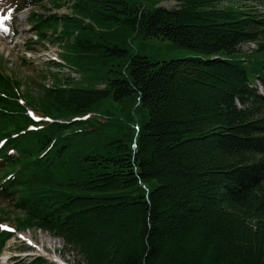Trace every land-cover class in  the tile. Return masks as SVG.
Listing matches in <instances>:
<instances>
[{
  "label": "trees",
  "instance_id": "1",
  "mask_svg": "<svg viewBox=\"0 0 264 264\" xmlns=\"http://www.w3.org/2000/svg\"><path fill=\"white\" fill-rule=\"evenodd\" d=\"M49 1L72 14L31 17L40 38L60 24L65 59L122 63L88 70L89 86L55 78L30 113L0 72V192L19 226L61 238L82 264H264V0ZM101 25L192 55L152 62L111 46ZM247 43L258 48L243 57Z\"/></svg>",
  "mask_w": 264,
  "mask_h": 264
},
{
  "label": "rangeland",
  "instance_id": "2",
  "mask_svg": "<svg viewBox=\"0 0 264 264\" xmlns=\"http://www.w3.org/2000/svg\"><path fill=\"white\" fill-rule=\"evenodd\" d=\"M12 1L14 0H0V72L4 77H8L10 87L15 85L12 90L15 92L14 89H17L20 95L17 98L19 102H37L40 100L43 87L53 86L55 78L64 81L67 77H70L77 85L89 86L95 76L88 75V70L96 72L98 78L106 73L111 75L112 71L116 70L118 65L122 63L121 57L106 56L109 54L108 51L102 56L99 55V59L96 57L93 61L82 58L78 64H75L73 60L65 59L63 55L65 46L57 43L55 38H52L53 35L61 33L62 26L60 24L56 29L42 25L41 31H43L45 37H39L33 28L31 17H33V20H37L42 16L49 17L55 13L58 15H71L72 11L68 3L63 2L60 6H55L51 1L43 0L24 8L17 6L18 9H16ZM127 1L145 6L146 9L154 6L175 8L177 5L169 0ZM223 5H226V3H223ZM261 12L264 15L263 9ZM100 27L102 30L110 32L106 39H108L107 42L111 46L118 44L119 47L127 50L129 54H138L152 62L192 55L189 50L178 48L169 40L162 38L143 39L139 34H132L128 29H115L112 26L103 25ZM40 32L39 34H41ZM261 43L264 45V39L261 40ZM256 48H258V44H243L240 47V54L243 57L248 56L254 53ZM51 62L57 65L49 64ZM100 83L93 84L101 87L102 84ZM256 84L257 93L264 95V88L260 81ZM12 90L11 94H13ZM36 102L35 104L31 103V107L27 105L26 110L28 113L33 111V106L37 107ZM102 110L118 114V108L114 103L105 102ZM93 116L98 117L99 114L96 113ZM136 125L137 118L132 123L135 128ZM20 216L21 212L16 209L15 200L13 202L10 196L0 192V230H7L11 233V236L4 242V250L0 254V264H14L35 256H41L51 264H82L81 256L66 245L61 238L40 229L20 227L18 224L20 223L18 219Z\"/></svg>",
  "mask_w": 264,
  "mask_h": 264
}]
</instances>
